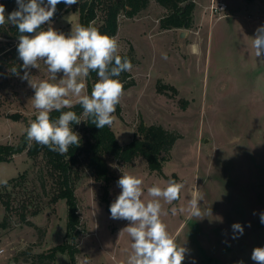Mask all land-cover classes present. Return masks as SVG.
Returning <instances> with one entry per match:
<instances>
[{
	"label": "rangeland",
	"instance_id": "1",
	"mask_svg": "<svg viewBox=\"0 0 264 264\" xmlns=\"http://www.w3.org/2000/svg\"><path fill=\"white\" fill-rule=\"evenodd\" d=\"M193 1L189 28H162L169 11L156 0L132 17L124 11L118 16L119 53H128L133 65L126 81L135 83L124 87L111 128L121 144L138 134L142 122L176 132L179 138L162 172L151 170L142 155L126 163L106 154V182L90 167L88 155L80 153L71 178L81 233L72 239L67 237L66 200H56L59 172L44 152L32 156L25 149L11 161H0V180L8 181L0 185V264H41L40 255L51 249L55 260L44 258L43 264H72L69 252L57 248L67 243L74 247L77 264H126L131 240L120 231L129 222L111 219L109 211L124 173L144 180L145 200L150 199L148 187L163 188L169 178L184 184L178 201L162 202L168 215L161 217L177 244L187 249L182 264H255L252 250L264 247V62L255 57L251 38L264 25V0H224L223 16L212 13L213 0ZM54 18L51 27L65 35L81 25L76 4ZM11 25L0 26V143L18 145L37 110L31 101L34 90L21 79L17 47L4 53L19 41L9 36ZM38 63L39 69L29 73L35 83L50 79L46 66ZM97 80L98 75L87 78L84 94ZM159 83L174 89L159 91ZM73 131L84 142L83 121ZM196 189L203 195L198 219L188 208ZM237 223L242 235L233 228Z\"/></svg>",
	"mask_w": 264,
	"mask_h": 264
},
{
	"label": "clouds",
	"instance_id": "2",
	"mask_svg": "<svg viewBox=\"0 0 264 264\" xmlns=\"http://www.w3.org/2000/svg\"><path fill=\"white\" fill-rule=\"evenodd\" d=\"M61 2L70 6L78 0H16L17 9L7 16L5 6L0 4V26L10 23L18 29L17 52L24 70L21 79L27 80L34 90L31 101L37 115L25 128L26 139L64 155L70 146L80 145L79 133L73 131V125L84 121L75 111L64 109L79 105L82 115L98 129L111 126L124 95V84L119 77L130 72L133 65L119 54L117 38L102 34L94 26H76L69 35L51 27ZM45 24L49 25L47 29L43 27ZM251 39L255 57L264 62V25L256 29ZM39 61L46 66L50 79L35 83L29 73L32 68L39 69ZM12 72L18 74L16 68ZM91 72L97 73L98 80L88 95L84 93ZM58 74H62L59 79ZM53 111L59 113L58 118L51 117ZM7 184V179L0 180V185ZM143 184L144 180L136 175L122 174L117 181L120 193L109 208L111 219L129 222L120 231V234L126 232L131 240L126 264H182L187 249L177 244L161 217L168 215L162 202L171 205L178 201L184 184L169 178L163 188L148 187L150 199L147 200L143 199ZM201 200L203 195L196 189L188 205L192 218H201ZM170 211L172 215L177 213L175 207ZM260 221L264 223V213L260 214ZM233 228L243 234L240 224H234ZM251 259L255 264H264V247L254 248Z\"/></svg>",
	"mask_w": 264,
	"mask_h": 264
},
{
	"label": "trees",
	"instance_id": "3",
	"mask_svg": "<svg viewBox=\"0 0 264 264\" xmlns=\"http://www.w3.org/2000/svg\"><path fill=\"white\" fill-rule=\"evenodd\" d=\"M150 0H78L76 4L81 12V25L93 26L96 20H101V23L94 26L99 29L102 34L115 36L119 27V14L124 11L128 16L132 17L139 11L148 6ZM164 6L169 12L161 20V27L164 29L171 28H189L192 26L193 10L195 2L193 0H156ZM46 2V0H45ZM0 4L5 6V10L14 11L17 9L16 0H0ZM71 6V5H70ZM70 6H66L63 2L57 5V10L54 17L68 11ZM102 13L100 15L99 13ZM18 29L11 25L9 36L18 39ZM19 43V41H18ZM15 44L10 49H16ZM9 49V50H10ZM7 50V51H9ZM6 51V52H7ZM122 57H127L131 63L132 60L128 53H119ZM96 72H91L89 77L95 78ZM131 76L130 72H124L119 79L124 82V87H129L135 83L134 80L126 81V78ZM126 81V82H125ZM92 83L89 84L88 94L90 95ZM172 88L174 86L167 84H158V90L164 91V88ZM118 106V110H119ZM72 110L82 117V108L76 105L72 109H64V111ZM53 119L58 118L59 113L53 111L51 114ZM15 118H18V116ZM84 127L87 132L86 139L80 138V145L77 147L72 145L66 154L60 155L57 152L50 151L48 147L41 146L35 142L29 143L26 139V133L21 137L18 145L0 143V161H11L13 155L28 149V153L35 156L41 152L47 157L48 162L59 172V189L56 195V200L63 198L68 205V222H67V237L76 239L81 233L80 216L78 214V201L72 185V164L77 161L80 153L88 155V163L95 171L96 175L107 182L109 180L110 167L105 155H112L120 161L129 163L136 158L137 155H142L148 161L151 170L162 172L164 163L171 157V150L179 138V135L161 124L141 123L139 125L138 134L129 142L121 144L111 126H105L98 129L95 125L85 117ZM76 126V124H74ZM9 205V204H8ZM60 250H67L70 254L72 264H77L75 250L70 243L57 246ZM45 263V259L55 260L56 251L51 249L47 253L40 255Z\"/></svg>",
	"mask_w": 264,
	"mask_h": 264
},
{
	"label": "built area",
	"instance_id": "4",
	"mask_svg": "<svg viewBox=\"0 0 264 264\" xmlns=\"http://www.w3.org/2000/svg\"><path fill=\"white\" fill-rule=\"evenodd\" d=\"M227 2H225L224 0H220V1H215L213 0L211 5H210V9L212 11V13L218 12L221 16H223V11L227 9ZM4 249H0V252H3Z\"/></svg>",
	"mask_w": 264,
	"mask_h": 264
},
{
	"label": "crops",
	"instance_id": "5",
	"mask_svg": "<svg viewBox=\"0 0 264 264\" xmlns=\"http://www.w3.org/2000/svg\"><path fill=\"white\" fill-rule=\"evenodd\" d=\"M68 11H69V10H68ZM65 12H67V11H65ZM65 12H63V13H65ZM63 13H61L60 15H62ZM60 15H58V16H60ZM58 16H56L54 19H56ZM14 45H15V44H13V46H14ZM13 46H12V47H13ZM6 49L9 50L10 48H6ZM6 51H7V50H4V53H6Z\"/></svg>",
	"mask_w": 264,
	"mask_h": 264
}]
</instances>
